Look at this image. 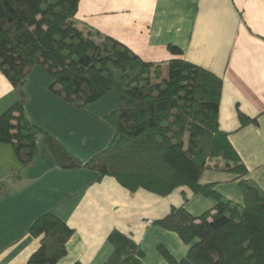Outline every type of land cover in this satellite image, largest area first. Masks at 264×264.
Here are the masks:
<instances>
[{"label":"crops","instance_id":"1","mask_svg":"<svg viewBox=\"0 0 264 264\" xmlns=\"http://www.w3.org/2000/svg\"><path fill=\"white\" fill-rule=\"evenodd\" d=\"M75 18L126 45L144 61L183 58L219 76L222 88L218 121L246 167L237 177L210 158L199 177L223 199L242 203L241 179L264 194V0H79ZM181 49L173 53L168 45ZM46 66L26 76L23 113L81 161L107 146L112 127L104 120L119 103L111 89L85 108L65 100L52 88ZM58 86H56L57 88ZM0 72V114L19 98ZM243 114L248 120L243 123ZM0 264H28L39 237L28 229L42 213L54 211L74 232L66 254L55 264H106L113 251L112 231L130 235L143 251L142 264H172L189 245L154 220L172 206L199 215L211 208V195L179 186L161 196L139 188L130 191L114 177L85 167L62 169L38 140L30 163L22 165L10 143L0 142Z\"/></svg>","mask_w":264,"mask_h":264},{"label":"trees","instance_id":"2","mask_svg":"<svg viewBox=\"0 0 264 264\" xmlns=\"http://www.w3.org/2000/svg\"><path fill=\"white\" fill-rule=\"evenodd\" d=\"M78 2L0 0V72L20 88L17 101L0 114V142L10 143L24 166L40 140L59 168L96 170L130 191L143 188L164 196L186 186L211 195L214 205L199 215L180 205L154 220L189 245L179 260L164 251L172 264H264V194L241 179L243 201L234 203L199 182L204 169L219 168L208 163L210 158L225 161L222 169L238 178L247 171L219 127L222 79L183 58L144 61L116 39L82 29L75 18ZM35 65L46 66L51 88L79 108L118 90V106L104 117L113 136L88 160H79L24 115L22 87ZM240 119L248 120L243 114ZM28 231L39 237L28 264H55L74 232L52 210L39 215ZM109 239L114 248L106 264H142L143 251L130 235L114 230Z\"/></svg>","mask_w":264,"mask_h":264},{"label":"rangeland","instance_id":"3","mask_svg":"<svg viewBox=\"0 0 264 264\" xmlns=\"http://www.w3.org/2000/svg\"><path fill=\"white\" fill-rule=\"evenodd\" d=\"M20 90V88H18ZM22 89L24 90V86L22 87ZM14 155L16 156V154L14 153Z\"/></svg>","mask_w":264,"mask_h":264},{"label":"built area","instance_id":"4","mask_svg":"<svg viewBox=\"0 0 264 264\" xmlns=\"http://www.w3.org/2000/svg\"><path fill=\"white\" fill-rule=\"evenodd\" d=\"M0 186H1V183H0Z\"/></svg>","mask_w":264,"mask_h":264}]
</instances>
